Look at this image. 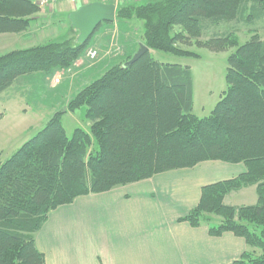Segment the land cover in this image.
Wrapping results in <instances>:
<instances>
[{
    "label": "trees",
    "instance_id": "1",
    "mask_svg": "<svg viewBox=\"0 0 264 264\" xmlns=\"http://www.w3.org/2000/svg\"><path fill=\"white\" fill-rule=\"evenodd\" d=\"M135 5V4H134ZM125 4L117 17L143 23L140 43L148 52L108 67L67 103L85 108L89 129L63 128L66 111L54 113L33 137L0 161V264H44L34 235L50 212L78 197L99 195L154 176L193 169L206 162L244 164L247 171L201 189L197 206L179 221L198 227L218 219L208 233H231L248 246L262 247L250 228L264 227V40L239 45L232 33L208 36L232 22L264 19V0H155ZM39 12L33 0H0V35L28 31ZM88 42L48 43L0 56V95L24 76L65 69L83 59ZM227 57L226 88L210 114H193V76L187 67L163 64L152 52L198 58L190 48ZM133 53V52H132ZM256 183L258 201L230 207L223 198ZM264 240V239H263ZM233 264H264L245 252Z\"/></svg>",
    "mask_w": 264,
    "mask_h": 264
},
{
    "label": "rangeland",
    "instance_id": "2",
    "mask_svg": "<svg viewBox=\"0 0 264 264\" xmlns=\"http://www.w3.org/2000/svg\"><path fill=\"white\" fill-rule=\"evenodd\" d=\"M33 1L39 6L36 20L31 22L28 31L25 33L1 36L0 46L2 43L5 51H1L0 56L13 50H26L48 43H60L67 40H71L73 44L76 42L79 34L71 28L68 21V15L76 11V7L60 0L54 2L51 0L52 2L46 4H41V0ZM149 2L152 1L129 0L116 5L115 21L100 25L87 41L86 51L95 49L97 52L95 59L85 60L82 65L80 62H75L65 69H49L24 76L0 95V161L10 157L33 137L56 112L66 111L62 117V125L69 137L76 128L89 129V121L84 118L85 108L82 107L70 112L67 110V103L78 91L102 76L108 66L111 67L124 60L123 56L126 53H135L142 38L143 23L136 18L122 19L116 15L127 3L139 6ZM226 33H232L239 45L253 38L264 40V19L222 24L217 28L210 29L208 36ZM189 50L196 52L198 58H182L161 52H152V56L160 63L176 64L191 70L193 76V114L198 118H203L210 114L226 88L227 57L234 49L221 53H213L194 47ZM85 55L86 52L83 56L85 57ZM57 75H60L58 81L55 79ZM164 177H177L188 181L196 178V175L193 171H182L167 174ZM256 187V183H253L228 193L223 198V204L226 205L224 200L228 197L229 205L226 206L249 207L255 205L258 201ZM93 203L90 205L91 209H94ZM77 205L78 203L73 208L75 212L78 209ZM72 219L76 218L72 217ZM217 222V218L206 216L200 221L198 227L205 225L209 230V227ZM249 227L253 228L259 237L260 234L263 237V226L252 223ZM240 239L245 244V252H253L254 255H259L264 248V238L260 237L263 243L260 248L248 246L244 239Z\"/></svg>",
    "mask_w": 264,
    "mask_h": 264
},
{
    "label": "crops",
    "instance_id": "3",
    "mask_svg": "<svg viewBox=\"0 0 264 264\" xmlns=\"http://www.w3.org/2000/svg\"><path fill=\"white\" fill-rule=\"evenodd\" d=\"M245 168L206 162L79 197L49 213L34 235L35 247L44 264H232L246 250L240 238L231 233L211 237L205 225L196 228L179 219L197 206L204 186L238 177ZM182 171H193L196 178L164 177Z\"/></svg>",
    "mask_w": 264,
    "mask_h": 264
},
{
    "label": "water",
    "instance_id": "4",
    "mask_svg": "<svg viewBox=\"0 0 264 264\" xmlns=\"http://www.w3.org/2000/svg\"><path fill=\"white\" fill-rule=\"evenodd\" d=\"M114 20L115 7L100 2L84 5L68 15L71 28L79 34L76 40L79 45L87 43L100 25L113 23ZM147 52L148 48L139 44L137 51L125 66L131 65Z\"/></svg>",
    "mask_w": 264,
    "mask_h": 264
},
{
    "label": "built area",
    "instance_id": "5",
    "mask_svg": "<svg viewBox=\"0 0 264 264\" xmlns=\"http://www.w3.org/2000/svg\"><path fill=\"white\" fill-rule=\"evenodd\" d=\"M53 2L56 1V0H52ZM51 0H41L40 3L41 4H46V3H49V2H52ZM58 1V0H57ZM60 1H65L67 2L68 4H71L72 6L74 7H78V6H83V5H86V4H89V3H92V2H95V1H99V2H103V3H111L113 4L114 6H116L117 4L121 3L122 1L124 2H127L129 0H60ZM97 56V52L95 49H89L86 51V55L83 59L77 61V62H80L81 65L85 62V60H93L95 59ZM79 65V66H81ZM59 76L60 75H57L55 77L56 81H58L59 79Z\"/></svg>",
    "mask_w": 264,
    "mask_h": 264
}]
</instances>
